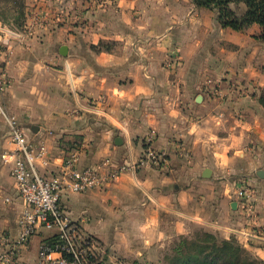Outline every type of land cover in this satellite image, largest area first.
Instances as JSON below:
<instances>
[{
    "label": "crops",
    "instance_id": "crops-1",
    "mask_svg": "<svg viewBox=\"0 0 264 264\" xmlns=\"http://www.w3.org/2000/svg\"><path fill=\"white\" fill-rule=\"evenodd\" d=\"M186 1L170 8L168 13L177 12V18L159 34L153 24L155 19L142 16L150 12L145 4L149 1L135 0V12L131 13L138 18L129 22L121 37L114 38L119 43L112 51H95L92 46L99 41L82 38L77 46L68 45L66 58L47 54L41 60L15 52L7 65L11 83L3 101L21 121L33 144L46 141L50 164L40 169L45 175L58 174L74 153L78 154L79 167L106 157L116 162L137 160L148 148L166 154V161L160 164L125 173L101 188L63 196L62 208L73 219L84 221L86 233L98 238L108 250L142 255L153 247L166 245L176 235L190 233L192 224H200L243 238L264 259L261 203L252 221L244 219L245 199H234L229 186L218 187L214 179L221 167L236 160L242 151L244 133L252 135L258 122L248 121L242 132L222 133L227 121L223 119L226 103L214 104L206 96L198 102L199 94L194 91L199 80L195 78L203 80L207 73L187 70L191 62L199 60L198 54L206 43L201 38H206L211 27L200 37L193 27L200 28L203 18L214 12L197 7L192 0ZM244 12L242 7L240 14ZM167 19L169 15L158 21ZM222 30L228 41L237 45L238 53L241 47L253 46L252 51L256 52L251 51L249 62L257 59L258 53L264 54V41H251L257 31L261 32L260 25L253 24L241 33ZM1 39L7 38L0 31V45ZM9 43L18 44L11 40ZM2 50L1 45L0 61L4 57ZM46 60L53 62L40 64ZM215 61L219 66L224 58L215 57ZM217 73L225 75L220 69ZM228 75L240 81V62L237 72ZM246 77L251 82L252 76ZM194 111L207 113L192 114ZM236 121L240 125V120ZM5 127L6 131L0 133V162L11 168L12 184L6 200L15 214L1 215L0 239L17 235L24 209L12 174L13 160L3 158L10 135L7 123ZM252 152L256 153L254 147L245 149L246 155ZM206 169L211 170V178L204 176ZM260 170L253 178L258 185H264V177L258 175ZM51 235L50 231H39L22 249L16 264H37L39 248Z\"/></svg>",
    "mask_w": 264,
    "mask_h": 264
},
{
    "label": "rangeland",
    "instance_id": "rangeland-1",
    "mask_svg": "<svg viewBox=\"0 0 264 264\" xmlns=\"http://www.w3.org/2000/svg\"><path fill=\"white\" fill-rule=\"evenodd\" d=\"M135 0H23L24 16L21 20H16L13 16L15 14L14 5L12 0H0V13L6 14L9 21L2 22L0 24L2 29L1 33L7 38L5 41L1 39L4 57L0 61V72L4 73L10 81V75L7 70L8 62L10 58L18 54L20 56L39 58L42 60L43 55L57 54L61 58L67 57L60 53V47L62 45H71L72 48L77 46L82 40L86 38L88 41H99V49L95 51H112L117 44L119 38L124 34L126 26L134 21L138 16L133 15L132 11L135 10L133 2ZM145 4L148 6L150 12H144L143 17L154 18V27H156V33H164L168 30L169 24L173 23V20L177 18V12L169 14L170 8L177 7L176 5L184 0H148ZM185 2H188L185 0ZM138 5H142L139 4ZM242 7L245 5L231 4L229 10L234 11L235 14L240 15ZM173 9V8H172ZM214 13L210 16L203 18V23L193 27L197 31V34L204 35L205 32L210 29V33H207L204 46L198 54L197 61L190 63V67L187 71H191L190 68H194L197 71H203V80L196 77L198 85L195 88L194 93L203 96L210 97L211 101H223L226 103L227 112L224 120H227L223 127L222 133H238V131L246 130L247 122L251 120H257L258 128H256L252 135H246L240 141V148L242 151L237 153V158L234 162L221 167L218 174L214 176L215 184L218 187H228V192L234 199H241L240 190L248 191V197L246 198L247 212L243 214V218L252 221L253 214L258 211V204L261 203L264 210V185H258L255 183L254 178L257 176V169H264V105L261 102V95L264 90V54L258 53L257 59L251 60L252 45L241 47L239 53L237 45L228 41V35L222 29L226 28L222 24V20L219 17L217 9L212 10ZM135 12V11H134ZM210 13V12H209ZM170 16V19L159 22V18L164 16ZM158 17V20L156 19ZM146 18V19H147ZM229 28V27H227ZM261 28V27H260ZM234 30L232 28H229ZM244 32V30H235ZM261 32H256L251 40L253 43L261 41ZM194 36V34H193ZM83 38V39H82ZM101 39V40H99ZM9 40L18 44L15 46L9 43ZM264 41V40H263ZM88 42V43H90ZM0 45V46H1ZM240 46V45H238ZM82 47V46H81ZM237 47V48H236ZM258 47V46H256ZM17 49V51H14ZM118 49V48H116ZM174 50L170 52L172 55ZM252 51V52H251ZM84 52V50H83ZM173 57V56H172ZM215 57H222L224 61L218 65V61H215ZM53 61H40L43 65L52 63ZM240 62V81L229 76L231 72L235 74ZM173 63V62H172ZM243 68V70L241 69ZM254 66L257 67L254 70ZM60 67V65H56ZM217 69L224 72V76L217 73ZM186 71V72H187ZM246 73L241 76V73ZM254 72L256 74H254ZM252 76L251 82L246 76ZM195 80V82H196ZM211 82V83H209ZM222 82L224 85L221 86ZM252 82H256L253 84ZM8 85V86H9ZM217 87V91L214 89ZM226 89V90H225ZM222 91V93H221ZM194 94V95H195ZM199 102V101H198ZM202 102V101H200ZM216 108V107H215ZM209 111V110H208ZM205 114L206 112L194 111L192 114ZM190 113H188L189 115ZM190 114V115H192ZM197 114V115H198ZM1 119V117H0ZM236 120H240L238 125ZM2 119L0 120V133L6 131V123ZM237 125L240 127L237 128ZM218 128V127H216ZM240 129V130H239ZM255 148L256 153L251 155L245 154V149L251 150ZM250 152V151H248ZM259 175V174H258ZM206 177V176H205ZM211 178V175L208 176ZM12 177L11 168L7 163L0 162V217L5 212L14 215V211L9 207L10 204L6 200L7 191L11 187ZM227 189V188H226ZM235 189V190H234ZM263 200V201H262ZM262 201V202H260ZM191 232L188 234H180L172 237L166 245L159 247H153L145 254L133 255L132 253L125 252L123 254H115L113 250H108L110 254L104 258L95 262L94 264H168V256L172 254L173 245L176 240L180 239L181 235H188L190 238H197L198 234L203 231H209L216 235H221L223 238L231 239L235 237L239 243L246 247L250 253L256 257H259L253 249L248 247L243 238H239L237 235H224L217 229L205 227L200 224H192ZM261 258V257H259ZM262 259V258H261ZM264 260V259H263Z\"/></svg>",
    "mask_w": 264,
    "mask_h": 264
},
{
    "label": "built area",
    "instance_id": "built-area-1",
    "mask_svg": "<svg viewBox=\"0 0 264 264\" xmlns=\"http://www.w3.org/2000/svg\"><path fill=\"white\" fill-rule=\"evenodd\" d=\"M211 83V82H209ZM7 76L0 72V117L9 127L8 147L3 158L13 160V178L24 209L20 213L19 230L15 237L0 239V263L16 264L21 251L41 230L52 232L38 253L37 264H94L109 255L100 240L84 230L83 222L73 219L61 205L67 193H83L116 181L123 174L166 161V154L148 148L137 160L116 162L106 157L96 164L79 167L78 154H72L61 171L54 175L41 173L50 164V153L45 140L33 144L17 116L3 101L8 88ZM217 91V87L214 86ZM241 199L248 191L240 190ZM10 200V199H8Z\"/></svg>",
    "mask_w": 264,
    "mask_h": 264
},
{
    "label": "trees",
    "instance_id": "trees-1",
    "mask_svg": "<svg viewBox=\"0 0 264 264\" xmlns=\"http://www.w3.org/2000/svg\"><path fill=\"white\" fill-rule=\"evenodd\" d=\"M197 7L210 10L217 9L224 27L234 30H245L253 24L262 28L261 39L264 40V0H192ZM16 20H21L25 14L23 0H12ZM231 4H244L246 11L235 14L229 10ZM0 20L8 22L6 14L0 13ZM92 48L99 49V44ZM264 105V90L261 95ZM47 241V239L45 240ZM168 264H264V260L252 255L239 241L232 237L223 238L209 231H203L197 238L181 235L173 245L172 254L168 256Z\"/></svg>",
    "mask_w": 264,
    "mask_h": 264
},
{
    "label": "water",
    "instance_id": "water-1",
    "mask_svg": "<svg viewBox=\"0 0 264 264\" xmlns=\"http://www.w3.org/2000/svg\"><path fill=\"white\" fill-rule=\"evenodd\" d=\"M60 53L64 56H67L69 54V47L68 45H62L60 47ZM198 101H202V96L200 95L197 99ZM120 139V138H118ZM117 139L116 142H118L119 140ZM122 141V140H121ZM258 174L261 176V177H264V170H260L258 171ZM211 175V170L210 169H206L205 172H204V176L208 177ZM233 207L236 208V203L233 204Z\"/></svg>",
    "mask_w": 264,
    "mask_h": 264
}]
</instances>
